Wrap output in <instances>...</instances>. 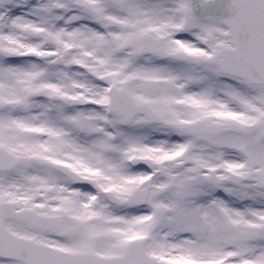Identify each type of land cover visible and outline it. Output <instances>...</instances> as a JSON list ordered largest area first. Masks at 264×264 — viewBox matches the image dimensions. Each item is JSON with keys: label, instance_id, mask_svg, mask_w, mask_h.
<instances>
[{"label": "snow or ice", "instance_id": "1", "mask_svg": "<svg viewBox=\"0 0 264 264\" xmlns=\"http://www.w3.org/2000/svg\"><path fill=\"white\" fill-rule=\"evenodd\" d=\"M0 264H264V0H0Z\"/></svg>", "mask_w": 264, "mask_h": 264}]
</instances>
